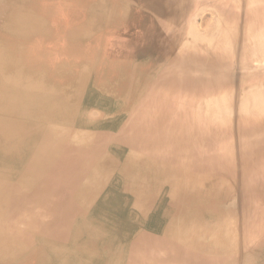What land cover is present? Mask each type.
Returning <instances> with one entry per match:
<instances>
[{"label":"bare ground","instance_id":"1","mask_svg":"<svg viewBox=\"0 0 264 264\" xmlns=\"http://www.w3.org/2000/svg\"><path fill=\"white\" fill-rule=\"evenodd\" d=\"M0 264H264V0H0Z\"/></svg>","mask_w":264,"mask_h":264}]
</instances>
